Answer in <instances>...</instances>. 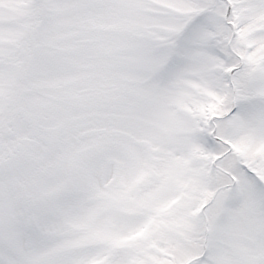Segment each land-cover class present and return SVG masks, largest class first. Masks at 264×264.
Instances as JSON below:
<instances>
[{
  "label": "snow or ice",
  "instance_id": "1",
  "mask_svg": "<svg viewBox=\"0 0 264 264\" xmlns=\"http://www.w3.org/2000/svg\"><path fill=\"white\" fill-rule=\"evenodd\" d=\"M0 264H264V0H0Z\"/></svg>",
  "mask_w": 264,
  "mask_h": 264
}]
</instances>
